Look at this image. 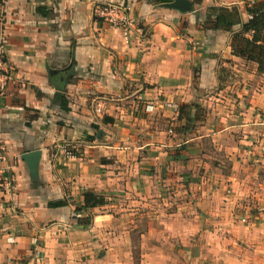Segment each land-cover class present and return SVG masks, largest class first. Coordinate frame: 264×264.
Wrapping results in <instances>:
<instances>
[{"label":"crops","instance_id":"0c3cea01","mask_svg":"<svg viewBox=\"0 0 264 264\" xmlns=\"http://www.w3.org/2000/svg\"><path fill=\"white\" fill-rule=\"evenodd\" d=\"M188 1L0 0V149L16 190L0 264H134L133 238L141 264H264V72L203 27L209 8L246 22L263 0ZM104 4L125 5L128 39L96 19ZM88 190L106 203L76 215Z\"/></svg>","mask_w":264,"mask_h":264},{"label":"trees","instance_id":"16d2710c","mask_svg":"<svg viewBox=\"0 0 264 264\" xmlns=\"http://www.w3.org/2000/svg\"><path fill=\"white\" fill-rule=\"evenodd\" d=\"M168 2V0H162ZM248 20L242 19L238 8L212 7L208 9L207 20L203 24L206 31L225 32L233 35L232 48L236 57L254 62L259 65L260 72L264 71V0L250 4L246 8ZM187 107L181 109L184 113ZM83 205L78 206L76 215L83 211L104 206L106 200L93 191H85L83 194ZM67 202L50 204L58 208L64 207ZM79 225L87 228L92 225L93 216L79 219Z\"/></svg>","mask_w":264,"mask_h":264},{"label":"built area","instance_id":"2783aa9c","mask_svg":"<svg viewBox=\"0 0 264 264\" xmlns=\"http://www.w3.org/2000/svg\"><path fill=\"white\" fill-rule=\"evenodd\" d=\"M3 5L7 4L5 1ZM96 19L113 27L121 29L124 37L129 38L134 28V20L127 14L125 5L104 4L96 7ZM8 37L6 35V23L4 20L0 22V97L4 96L7 87L11 81V69L6 61ZM150 108V107H149ZM148 108V111H149ZM6 162V153L4 149H0V219L13 205L16 198V190L14 186L4 179L2 164Z\"/></svg>","mask_w":264,"mask_h":264},{"label":"water","instance_id":"95a60500","mask_svg":"<svg viewBox=\"0 0 264 264\" xmlns=\"http://www.w3.org/2000/svg\"><path fill=\"white\" fill-rule=\"evenodd\" d=\"M170 8L177 9L182 13H189L192 11L193 4L188 0H176L175 3L169 6ZM41 152L35 151L24 155L23 160L29 166L33 178L37 177L38 167L41 159Z\"/></svg>","mask_w":264,"mask_h":264},{"label":"rangeland","instance_id":"374dc122","mask_svg":"<svg viewBox=\"0 0 264 264\" xmlns=\"http://www.w3.org/2000/svg\"><path fill=\"white\" fill-rule=\"evenodd\" d=\"M202 116L204 118V115L203 114H198V118H201ZM144 230H145L144 227H140L139 228V231H144ZM133 239H134V241H133V247H134V249H133V254H134V256H133V258H134L133 262H134V264H141V260H142V258H141V247H142V245L144 243H142V241H141L140 238H133Z\"/></svg>","mask_w":264,"mask_h":264}]
</instances>
